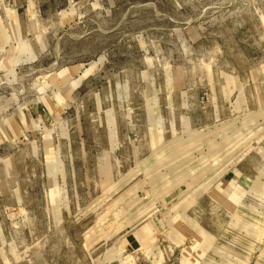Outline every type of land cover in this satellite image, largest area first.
I'll use <instances>...</instances> for the list:
<instances>
[{
  "label": "rangeland",
  "instance_id": "374dc122",
  "mask_svg": "<svg viewBox=\"0 0 264 264\" xmlns=\"http://www.w3.org/2000/svg\"><path fill=\"white\" fill-rule=\"evenodd\" d=\"M0 264H264V0H0Z\"/></svg>",
  "mask_w": 264,
  "mask_h": 264
}]
</instances>
